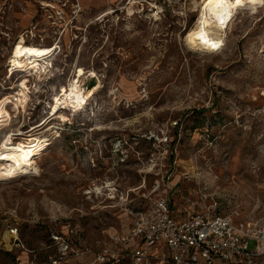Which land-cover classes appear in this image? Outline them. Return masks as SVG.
Instances as JSON below:
<instances>
[{"label": "rangeland", "instance_id": "rangeland-1", "mask_svg": "<svg viewBox=\"0 0 264 264\" xmlns=\"http://www.w3.org/2000/svg\"><path fill=\"white\" fill-rule=\"evenodd\" d=\"M131 1L0 0V99L19 104L15 89L31 97L0 124V144L49 120L79 71L85 89L99 88L84 109L59 107L53 132H36L51 140L41 176L0 181V264H50L53 235L72 230L73 243L96 246L157 197L186 216L264 223V9L241 14L225 47L207 54L188 40L203 0ZM18 42L57 46L53 67L11 77ZM6 232L16 233L13 248Z\"/></svg>", "mask_w": 264, "mask_h": 264}, {"label": "built area", "instance_id": "built-area-1", "mask_svg": "<svg viewBox=\"0 0 264 264\" xmlns=\"http://www.w3.org/2000/svg\"><path fill=\"white\" fill-rule=\"evenodd\" d=\"M13 64L10 75L18 73ZM160 190L158 186L155 192ZM216 205H218L216 203ZM174 202L157 197L132 214L127 231L88 246L73 243L77 232L53 235L56 253L50 264H65L73 257L91 256L93 264H262L264 263V223H252L227 213L195 211L180 220ZM255 242V248H250ZM166 248L168 256L157 255Z\"/></svg>", "mask_w": 264, "mask_h": 264}, {"label": "bare ground", "instance_id": "bare-ground-1", "mask_svg": "<svg viewBox=\"0 0 264 264\" xmlns=\"http://www.w3.org/2000/svg\"><path fill=\"white\" fill-rule=\"evenodd\" d=\"M145 1L132 0L131 5L143 4ZM263 9L264 0H203L200 4L197 27L188 37L189 46L194 49L198 48L207 54L218 53L225 47L227 31L232 28L234 22L241 14L257 16ZM130 11L132 12L133 10ZM57 49V46L47 48L18 42L14 45L10 63L18 69L17 72L34 71L36 73H46L49 68L53 67L51 61ZM84 78L88 77L82 71H79L69 85L55 95L53 100L55 107L52 109L53 113L49 120L35 126L28 135L23 131H13L2 140L0 144L1 182L7 183L19 178L41 176L42 171L38 164V158L40 159L50 146L51 140L45 135L39 136L41 133L37 135L36 132L39 130L44 131L46 128H48V131L56 129L51 123L60 117L59 107L60 109L71 108L72 110H81L86 107L92 97L99 92V88L85 89L83 87ZM12 95L19 104L14 101L11 102L9 98L0 99L1 125L9 123L13 118L21 115V109H25L31 101V97L24 89H15ZM10 104L13 105V112L16 113V116H12L8 109ZM62 118L63 122L67 121L66 117ZM96 190L99 193L102 189L97 188ZM14 237H16V233H5L3 241L8 248H13L12 239Z\"/></svg>", "mask_w": 264, "mask_h": 264}, {"label": "crops", "instance_id": "crops-1", "mask_svg": "<svg viewBox=\"0 0 264 264\" xmlns=\"http://www.w3.org/2000/svg\"><path fill=\"white\" fill-rule=\"evenodd\" d=\"M174 211V215L180 219V220H183V219H186V218H189L190 216L193 215V213H189L188 216H186V214H184L183 212L179 211V212H176L175 209H173ZM196 211V210H195ZM130 226V225H129ZM129 226L124 230V231H127ZM123 231V232H124ZM157 255L160 256V257H167L168 256V251L166 250V248H160L158 249V252H157ZM93 258V257H92ZM93 261H94V258H93ZM157 264H166V262L164 260L162 261H159ZM264 264V263H262Z\"/></svg>", "mask_w": 264, "mask_h": 264}]
</instances>
